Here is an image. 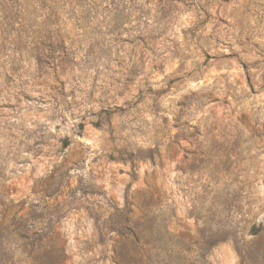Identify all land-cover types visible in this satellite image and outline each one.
<instances>
[{
	"label": "rangeland",
	"instance_id": "374dc122",
	"mask_svg": "<svg viewBox=\"0 0 264 264\" xmlns=\"http://www.w3.org/2000/svg\"><path fill=\"white\" fill-rule=\"evenodd\" d=\"M130 245L264 264V0H0V264Z\"/></svg>",
	"mask_w": 264,
	"mask_h": 264
},
{
	"label": "trees",
	"instance_id": "16d2710c",
	"mask_svg": "<svg viewBox=\"0 0 264 264\" xmlns=\"http://www.w3.org/2000/svg\"><path fill=\"white\" fill-rule=\"evenodd\" d=\"M130 245L129 248L124 247V251L120 252L119 254V262L122 264H144V258L143 255L140 253L139 249L136 247H132ZM131 248V249H130ZM159 245L156 242H153V246L150 250H145L147 253H152L155 250H158Z\"/></svg>",
	"mask_w": 264,
	"mask_h": 264
}]
</instances>
